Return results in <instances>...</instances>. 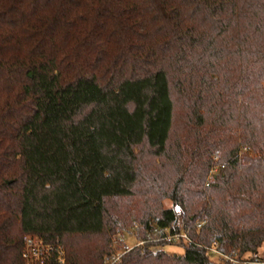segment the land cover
Masks as SVG:
<instances>
[{
	"label": "trees",
	"instance_id": "trees-1",
	"mask_svg": "<svg viewBox=\"0 0 264 264\" xmlns=\"http://www.w3.org/2000/svg\"><path fill=\"white\" fill-rule=\"evenodd\" d=\"M174 207L181 255L147 241ZM127 225L118 264L264 261V0H0V264Z\"/></svg>",
	"mask_w": 264,
	"mask_h": 264
},
{
	"label": "built area",
	"instance_id": "built-area-1",
	"mask_svg": "<svg viewBox=\"0 0 264 264\" xmlns=\"http://www.w3.org/2000/svg\"><path fill=\"white\" fill-rule=\"evenodd\" d=\"M215 169L210 170L207 178V184L213 180ZM176 220L172 225V231L169 228H157L154 227L152 231L147 232V241L155 240H167L169 242L189 241L188 234L183 227V216L180 211H176ZM202 223H199L200 226ZM156 235V237L154 236ZM146 240H141L135 246H143ZM133 248V247H131ZM127 248L123 253L130 250ZM208 252L212 258L217 257L223 261H227L230 264H237L235 258L236 253L232 251L230 254L221 252L218 248V244L214 243L208 247ZM121 253L111 254L110 257H106L103 264H118L120 262ZM21 257L23 264H63L65 258V250L63 245L58 241H44L42 238L35 234H26L23 237V247ZM253 264H264V261H254Z\"/></svg>",
	"mask_w": 264,
	"mask_h": 264
},
{
	"label": "rangeland",
	"instance_id": "rangeland-1",
	"mask_svg": "<svg viewBox=\"0 0 264 264\" xmlns=\"http://www.w3.org/2000/svg\"><path fill=\"white\" fill-rule=\"evenodd\" d=\"M214 169H215L214 173H217L218 166H215ZM163 205H164V207H172L173 206L169 200H164ZM174 209L176 211H180L181 214L183 213L180 207H174ZM154 236L156 237V235H154ZM78 239L85 244H93V245L101 243L103 240L102 237H87V238L82 237V239L81 238H78ZM140 241H141V239H139V234L137 233V230L133 226L127 225L126 227L121 228L112 237V241L109 244V254L104 256L103 263H104L105 258L110 257L111 254H117V253L123 254V252L127 248L134 247ZM151 242H157V243L158 242H164L165 243L164 245L153 246V249H163L169 254L181 255V254H183V251H184L183 247L181 246L182 244L179 242H169V241L164 240V239L155 240V241H151ZM259 251L261 252L262 248ZM235 256H236L235 258L237 259V262H238L237 264H253L252 262H254L251 260V258L253 256L249 255V254H245L241 257H237V255H235ZM214 258H215V260L220 261L219 258H217V257H214ZM221 262H225V261L221 260ZM228 264H230V263H228Z\"/></svg>",
	"mask_w": 264,
	"mask_h": 264
}]
</instances>
